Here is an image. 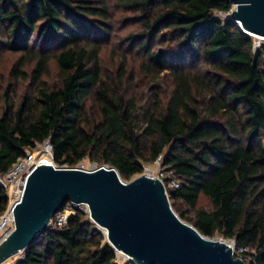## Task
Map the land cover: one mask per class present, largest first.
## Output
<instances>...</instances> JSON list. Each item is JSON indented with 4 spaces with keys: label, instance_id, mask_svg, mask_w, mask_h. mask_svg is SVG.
I'll return each mask as SVG.
<instances>
[{
    "label": "trees",
    "instance_id": "trees-1",
    "mask_svg": "<svg viewBox=\"0 0 264 264\" xmlns=\"http://www.w3.org/2000/svg\"><path fill=\"white\" fill-rule=\"evenodd\" d=\"M110 7L137 24L123 40L142 56L140 74L155 85L166 77L167 92L138 96L127 70L101 71ZM231 8L226 0H0V46L20 54L13 80H26L34 64L31 94L13 104L12 83L0 94V173L46 140L57 166L88 158L124 181L161 156L180 185L168 191L180 219L253 251L245 264H264V47L254 52L250 37L214 14ZM51 62L58 77L48 86ZM7 202L0 187V215ZM104 242L76 209L16 264H116Z\"/></svg>",
    "mask_w": 264,
    "mask_h": 264
},
{
    "label": "water",
    "instance_id": "water-1",
    "mask_svg": "<svg viewBox=\"0 0 264 264\" xmlns=\"http://www.w3.org/2000/svg\"><path fill=\"white\" fill-rule=\"evenodd\" d=\"M226 16L243 31L264 38V0H226ZM68 204H84L105 244L135 264H245L228 241L202 236L172 210L160 180L144 173L125 182L107 165L37 166L12 206L14 229L0 244V264L26 251Z\"/></svg>",
    "mask_w": 264,
    "mask_h": 264
},
{
    "label": "rangeland",
    "instance_id": "rangeland-1",
    "mask_svg": "<svg viewBox=\"0 0 264 264\" xmlns=\"http://www.w3.org/2000/svg\"><path fill=\"white\" fill-rule=\"evenodd\" d=\"M106 1L109 3L110 6H112L114 2V0ZM110 8L111 20L109 21V24H111L112 31L109 35L104 36V41L101 43L102 51L100 53L99 58L101 71L105 74L112 76L115 75L122 68L127 70V74H132L134 77V80L129 84V87L131 88V90H134L138 94V96H140L141 94L146 95L148 93H151V91L156 92V90L158 89H162L163 91L167 92L169 87L167 85L168 81H166V77L161 76V78L157 82V85H155L150 83L149 78H146L140 74L139 66L143 61V58L138 52H136L135 49L129 48L126 42L123 40V38H125L128 34L136 33L137 24L135 25V23H133L132 19H130V15L117 11L112 7ZM214 14L217 18L225 20L224 13L215 12ZM19 56L20 54L9 53L8 51H5L3 47L0 46V94L8 84L12 83V92L10 95V100L13 104H17L23 95L28 92L29 94H31V92L33 91L29 79L34 68V64H31L25 67V69H23V73L26 76V80L14 81L12 78V70L14 69ZM57 77V69L55 67V64L51 62L49 66V73L46 77H44L43 80L48 86H52L57 82ZM2 105V100H0V108H2ZM39 146L40 145H37L34 150L28 152L37 153L42 151L43 149L39 150ZM48 159H50L51 163V154H49ZM34 162L38 163V160L35 159ZM151 166L155 167L154 170L151 172H147V169ZM157 166L158 165L156 163L144 165L143 173L151 178H156ZM75 167H80L81 169L88 171L94 167H98V165L86 158ZM134 177H132L131 179H133ZM201 205L207 207V200L202 199ZM177 208L184 215L188 216V218L191 219L193 217L192 214L185 211L183 207L177 206ZM174 213L178 216L177 212L174 211ZM252 254L253 251H250L249 254L246 255V263L251 261Z\"/></svg>",
    "mask_w": 264,
    "mask_h": 264
},
{
    "label": "built area",
    "instance_id": "built-area-1",
    "mask_svg": "<svg viewBox=\"0 0 264 264\" xmlns=\"http://www.w3.org/2000/svg\"><path fill=\"white\" fill-rule=\"evenodd\" d=\"M234 7L232 6L231 10H233ZM227 14V13H226ZM225 14V16H226ZM245 35L250 37L252 39L253 43V51L256 52L260 50L262 47H264V38L255 36L253 34L247 33L240 29ZM40 149L47 150L51 156H52V162L48 163L56 168H68L67 166L59 167L57 166L53 161V149L48 140L44 141L39 146ZM35 153V152H34ZM33 152H27L26 156L20 160H18L11 168L5 173H0V187H2L7 196V207L4 210V212L0 215V244L7 238L9 233L14 229V217L12 213V206L15 204V202L19 199L23 186L26 182V178L30 175V173L39 165H44L46 163H35L34 160H32ZM161 159L160 156L154 163H156L157 169H156V178L161 181L163 184L167 197H168V191L171 190H177L180 185L177 180L173 176V174L169 171H167L165 168H162L161 166ZM82 211L88 218V221L92 222V220L89 217L88 208L84 204H68L64 206L61 210H59L52 218V220L49 223L48 228L50 229H60L63 228L68 220V217L70 215L74 214L75 210ZM95 225V224H94ZM96 227V225H95ZM231 248H232V254L235 258L241 259L244 263H246V255L249 254L250 250L248 248L243 247H236L235 242L233 240L228 241ZM115 252V251H114ZM116 253V264H135L131 258L127 256H122L120 254ZM25 253H21L17 255L14 259L8 260L1 264H16L19 260H21L24 257ZM253 261V258L251 259ZM250 261V262H251ZM248 262V263H250Z\"/></svg>",
    "mask_w": 264,
    "mask_h": 264
},
{
    "label": "bare ground",
    "instance_id": "bare-ground-1",
    "mask_svg": "<svg viewBox=\"0 0 264 264\" xmlns=\"http://www.w3.org/2000/svg\"><path fill=\"white\" fill-rule=\"evenodd\" d=\"M49 154H50V153H49L47 150L43 149L42 151L37 152V153H35L34 155H32V160L37 159V160H38V163H46V164H48V163H50V159H48V158H49ZM38 163H37V164H38ZM154 168H155V167H153V166L149 167V168L147 169V172H151V171H153ZM103 233H104V235L106 236V231H105V230H103ZM14 258H15V257H13L12 259H14ZM12 259H10V260H12Z\"/></svg>",
    "mask_w": 264,
    "mask_h": 264
}]
</instances>
